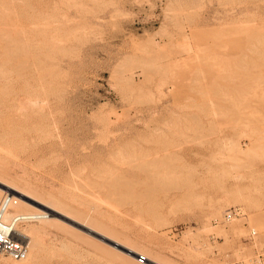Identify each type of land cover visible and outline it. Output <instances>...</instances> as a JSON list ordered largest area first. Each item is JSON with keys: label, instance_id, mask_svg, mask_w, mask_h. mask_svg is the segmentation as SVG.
Returning a JSON list of instances; mask_svg holds the SVG:
<instances>
[{"label": "rangeland", "instance_id": "obj_1", "mask_svg": "<svg viewBox=\"0 0 264 264\" xmlns=\"http://www.w3.org/2000/svg\"><path fill=\"white\" fill-rule=\"evenodd\" d=\"M263 175L264 0H0V201L42 216L22 264L244 260Z\"/></svg>", "mask_w": 264, "mask_h": 264}, {"label": "built area", "instance_id": "obj_2", "mask_svg": "<svg viewBox=\"0 0 264 264\" xmlns=\"http://www.w3.org/2000/svg\"><path fill=\"white\" fill-rule=\"evenodd\" d=\"M16 205L17 201L7 195L0 201V258L20 263L27 257L28 242L19 236L18 229L39 222L40 216L36 214L12 215L11 210ZM8 215H10V219L5 220ZM239 216L240 211L238 209H229L224 213L222 221H215L213 224L214 226H221ZM256 238V232L250 230L245 241L249 243L251 254L246 259L233 264H264V245L257 244ZM137 262L138 264H145L141 257H138Z\"/></svg>", "mask_w": 264, "mask_h": 264}, {"label": "bare ground", "instance_id": "obj_3", "mask_svg": "<svg viewBox=\"0 0 264 264\" xmlns=\"http://www.w3.org/2000/svg\"><path fill=\"white\" fill-rule=\"evenodd\" d=\"M11 41H12V40H11ZM11 46H12V44H11ZM18 53H19V52H18ZM250 143H251V142H250ZM238 148H239V147H238ZM235 150H236V149H235ZM236 151H237V150H236ZM236 151H235V152H236ZM139 159H141V158H139ZM133 160H134V159H133ZM157 162H158V161H157ZM158 163H159V162H158ZM263 176H264V175H263ZM256 177H257L259 180H258V179H255L254 182H253V179L251 178V179H252V182H253V183H252L253 185H255V184H254L255 181H256V184H257V182L259 183V181H260V179H261V177H260V178H259L258 176H256ZM119 179H120V177H119ZM121 179H122V178H121ZM235 179H236V178H235ZM238 179H239V178H238ZM243 179H244V178H243ZM249 179H250V177H249ZM262 179H263V177H262ZM113 180H114V179H113ZM231 180L233 181L234 178H232ZM241 180H242V178L240 179V181H241ZM247 180H248V179H247ZM263 180H264V179H263ZM263 180H262V181H263ZM117 181H118V178H117ZM120 181H121V180H120ZM242 181H244V180H242ZM128 182H129V181H128ZM250 182H251V181H250ZM137 183H138V182H137ZM260 183H261V182H260ZM260 183H259V184H260ZM262 183H263V182H262ZM116 184H117V183H116ZM116 184H115V185H116ZM118 184H121V185L123 186V184L125 185V181L122 182V183H119V181H118ZM126 184H128V183H126ZM129 184H130V183H129ZM129 184L124 186V188L127 186V187L125 188L126 192L129 191V188H133V187H131V186H134V185L137 186V184H134V182L132 183L133 185H132V184L129 185ZM232 184H233V183H232ZM115 185H114V186H115ZM121 185H116V188H123V187H121ZM139 185H140V184H139ZM145 185H146V184H145ZM149 185H151V184L149 183ZM233 185H234V184H233ZM257 185H258V184H257ZM261 185H262V184H261ZM117 186H120V187H117ZM129 186H130V187H129ZM146 186H147V185H146ZM236 186H237V185H236ZM244 186H245V185H244ZM248 186H249V185H248ZM9 187H11V186H9ZM9 187H8V188H9ZM134 187H135V186H134ZM149 187H150V186H149ZM240 187H241V186H240ZM127 188H128V190H127ZM237 188H238V187H237ZM237 188L235 189V191L233 190L234 192H233L232 190L229 191V193H230V192H231V193L233 192V193H232L233 195L229 194L230 197L233 198V196L236 195V193H237ZM252 188H253V191H251V192H252L253 194H254V192L256 193V191L260 192L258 187H257L258 190H256V188H254L253 186H252ZM252 188H250V189H252ZM260 188H262V187H260ZM11 189H12V188H11ZM254 189H255V191H254ZM115 190H116V189H115ZM115 190H114V192H115ZM146 190H147V189H146ZM240 190H241V191H243V190L246 191L247 188H246V189L243 188V190H242V187H241ZM240 190L238 191L237 195L241 192ZM260 190H261V189H260ZM262 190H263V188H262ZM262 190H261V192H262ZM19 191H20V190H19ZM263 191H264V190H263ZM15 192H16V191H15ZM27 192H28V191H27ZM124 192H125V191H124ZM130 192H132L131 189H130ZM235 192H236V193H235ZM115 193L118 194L117 192H115ZM226 193H227V194H225V197H226L225 199H228V197H229V196H228V192H226ZM246 193H247V192H246ZM127 194H129V193H127ZM234 194H235V195H234ZM240 194H241V193H240ZM242 194H243V193H242ZM256 194H259V193H256ZM256 194H255V195H256ZM263 194H264V193H263ZM118 195H119V194H118ZM121 195H126V194H121ZM127 196L129 197V196H131V195H127ZM227 196H228V197H227ZM243 196H244V195H243ZM256 196H257V195H256ZM259 196H260V195H259ZM259 196H258V197H259ZM120 197H123V196H120ZM222 197L224 198V196H222ZM235 197H236V196H235ZM247 197H249V194L246 196V198H247ZM261 197H262V196H261ZM32 198H33V197H32ZM124 198H125V197H124ZM126 198H127V197H126ZM126 198H125V199H126ZM131 198H132V197H131ZM223 198H221V199H223ZM232 198H231V199H232ZM238 198H240V196H239ZM244 198H245V197H244ZM244 198L242 197V199H244ZM246 198H245V199H246ZM132 199H133V198H132ZM225 199L223 200L224 203H225ZM231 199H230V198L228 199L229 202H230ZM240 199H241V198H240ZM242 199H241V200H242ZM245 199H244V200H245ZM250 199H252V198H250ZM250 199H249V204H251V202H250L251 200H250ZM255 199H256V198H255ZM261 199H262V198H261ZM128 200H129V199H128ZM241 200H240V201H241ZM244 200H242V201H244ZM247 200H248V199H246L245 201H247ZM117 201H118V200H117ZM218 201H219V200H218ZM221 201H222V200H221ZM226 201H227V200H226ZM237 201H238V200H236V202H237ZM257 201H258V200H257ZM262 201H263V200H262ZM227 202H228V201H227ZM18 203H19V202H18ZM115 203H116V202H115ZM252 203H253V202H252ZM255 203H256V201H255ZM47 204H48V203H47ZM240 204L242 205V203H240ZM216 205H218V203H217ZM247 205H248V202H247ZM51 206H53V205H51ZM126 206H127V205H126ZM213 206H215V205H213ZM245 206H246V204H245ZM248 206H249V205H248ZM248 206H247V207H248ZM15 207H16V206H15ZM221 207H222V205H221ZM63 208H65V207L63 206ZM67 208H68V207H66V209H67ZM135 208H136V207H135ZM216 208H217V207H216ZM218 208H219V207H218ZM55 209H56V208H55ZM66 209H65V210H66ZM57 210H58V209H57ZM67 210H68V209H67ZM137 210H138V209H137ZM209 210H210V209H209ZM214 210H216V209H214ZM68 211H69V210H68ZM53 212H54V211H53ZM70 212H72V211L70 210ZM73 212H74V211H73ZM214 212H215V211H214ZM67 213H68V212H67ZM75 213H76V212H75ZM94 213H95V212H94ZM36 215H38V214H36ZM67 215H68V214H67ZM73 215H74V214H73ZM75 215H76V214H75ZM77 215H79V214H77ZM77 215H76V216H77ZM97 215H98V214H97ZM8 216H9V217H7V216L5 217V220L10 219V215H8ZM39 216H40V220H41V219H42V216H41V215H39ZM68 216H69V215H68ZM99 216H100V215H99ZM78 217H79V216H78ZM72 218H73V217H72ZM78 219H79V218H78ZM205 220H206V219H205ZM76 221H77V220H76ZM41 223H42V222H41ZM55 223H56V222H55ZM92 225H94V224H92ZM95 225H96V224H95ZM95 225L93 226L94 228L97 227V226H95ZM100 227H101V226H100ZM98 228H99V226H98ZM98 228H97V229H98ZM101 228H102V227H101ZM103 228H104V227H103ZM33 229H34V228H33ZM97 229L95 228V230H97ZM99 229H100V228H99ZM64 230H65V229H64ZM69 231H70V230H69ZM100 231H101V230H100ZM252 231H253V230H252ZM72 232H73V231H72ZM254 232H255V231H254ZM69 234H71V233H69ZM73 234H74V232H73ZM104 234H105V233H104ZM107 234H108V233H107ZM29 235H30V234H29ZM64 235H65V234H64ZM66 235H67V234H66ZM105 235H106V234H105ZM108 235H109V234H108ZM19 236H20L21 238L25 239L26 241H28V237H27V236H25V235H23V234H19ZM111 236H113V235H111ZM73 237H74V236H73ZM103 237H104V236H103ZM109 237H110V236H109ZM113 237H114V236H113ZM113 237H111V238H113ZM247 237H248V235H247ZM107 238H108V236H107ZM82 240H83V239H82ZM116 240H117V239H116ZM88 241H89V240H88ZM112 241H113V240H112ZM86 242H87V241H86ZM86 242H85V243H86ZM94 242H95V241H94ZM258 244H259V243H258ZM261 245H264V244H261ZM32 247H34V245H33ZM143 248H145V247H143ZM35 249H36V248H35ZM131 250H132V249H131ZM131 250H130V251H131ZM143 250H144V249H143ZM133 251H134V250H133ZM133 251L130 252V253H131L132 255H134V256L137 257V256H138V253H137V252H133ZM34 252H36V251L33 250V253H34ZM141 252H143V251H141ZM146 252L149 254V251L146 250ZM146 252H144V253H146ZM144 253H143V254H144ZM147 253L144 254V255H142L143 260H144L145 262L149 263V264H157V263L154 262L155 260H152V259L150 258V256H149L150 254L148 255ZM152 254H153V253H152ZM31 255H32V254H31ZM36 255H37V254H35V256H36ZM33 256H34V255H32V257H33ZM35 256H34V258H35ZM154 256H155V255H154ZM29 257H30V256H29ZM155 258H156V257H155ZM27 259L29 260V258H28V254H27V257L25 258L24 261H22V262H20V263H17V264H22V263H24ZM127 259H128V258H127ZM153 259H154V258H153ZM245 259H246V258H245ZM33 261L35 262L34 259H33ZM30 262H32V261H30ZM30 262H29V263H30ZM125 262H126V259H125ZM12 263L14 264L15 262H12ZM26 263H27V262H26ZM128 263L132 264V262H131L130 260H129ZM136 263H138V262L136 261ZM136 263H135V260H133V264H136ZM15 264H16V263H15ZM30 264H31V263H30ZM34 264H35V263H34ZM159 264H160V263H159Z\"/></svg>", "mask_w": 264, "mask_h": 264}]
</instances>
